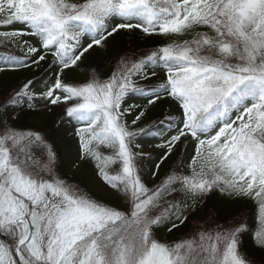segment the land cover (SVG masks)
Here are the masks:
<instances>
[{"label":"snow or ice","instance_id":"snow-or-ice-1","mask_svg":"<svg viewBox=\"0 0 264 264\" xmlns=\"http://www.w3.org/2000/svg\"><path fill=\"white\" fill-rule=\"evenodd\" d=\"M0 49V264H264V0H0Z\"/></svg>","mask_w":264,"mask_h":264},{"label":"trees","instance_id":"trees-1","mask_svg":"<svg viewBox=\"0 0 264 264\" xmlns=\"http://www.w3.org/2000/svg\"><path fill=\"white\" fill-rule=\"evenodd\" d=\"M124 47H125V42L121 41V42L117 43L113 47L111 54L115 55L117 53V51L122 50ZM2 51H3V49H0V52H2ZM0 62H3L2 58H0ZM23 74H26V70L20 75V78H23ZM131 102L132 103H141L142 101H140L139 99H133ZM49 115H51V114H49ZM148 167H150V165H148ZM165 171H167V168L162 166L161 171H160V176H163ZM211 206L212 205L210 202L209 207H211ZM230 210L231 209L228 205H224L223 207H220V206L216 207L217 214H219L221 216H227ZM197 215H198V219L200 220V222L203 223L207 219V208H202ZM190 219H191V217H190ZM168 235L171 236L172 234H168Z\"/></svg>","mask_w":264,"mask_h":264},{"label":"rangeland","instance_id":"rangeland-1","mask_svg":"<svg viewBox=\"0 0 264 264\" xmlns=\"http://www.w3.org/2000/svg\"><path fill=\"white\" fill-rule=\"evenodd\" d=\"M153 79H155V78H153Z\"/></svg>","mask_w":264,"mask_h":264}]
</instances>
